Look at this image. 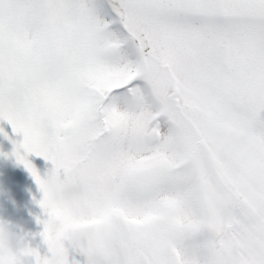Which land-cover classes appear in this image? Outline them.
Wrapping results in <instances>:
<instances>
[{
	"label": "snow or ice",
	"instance_id": "6c2138e0",
	"mask_svg": "<svg viewBox=\"0 0 264 264\" xmlns=\"http://www.w3.org/2000/svg\"><path fill=\"white\" fill-rule=\"evenodd\" d=\"M0 122L31 264H264V0H0Z\"/></svg>",
	"mask_w": 264,
	"mask_h": 264
},
{
	"label": "rangeland",
	"instance_id": "374dc122",
	"mask_svg": "<svg viewBox=\"0 0 264 264\" xmlns=\"http://www.w3.org/2000/svg\"><path fill=\"white\" fill-rule=\"evenodd\" d=\"M1 125L7 123L0 122ZM7 126L10 128L9 125ZM22 139L21 136H13L12 140L19 143ZM12 152L11 142L0 146V221H6L13 226L27 246L43 256L47 254V248L39 235L42 225L37 223V218L45 219L38 206L42 193L38 190L31 174L22 164L17 163ZM26 159L41 179L46 178L52 170L51 162L45 161L42 157L29 154ZM75 259L82 260L79 256ZM29 264H31L30 258Z\"/></svg>",
	"mask_w": 264,
	"mask_h": 264
},
{
	"label": "clouds",
	"instance_id": "9594fccd",
	"mask_svg": "<svg viewBox=\"0 0 264 264\" xmlns=\"http://www.w3.org/2000/svg\"><path fill=\"white\" fill-rule=\"evenodd\" d=\"M29 247L6 221H0V264H29Z\"/></svg>",
	"mask_w": 264,
	"mask_h": 264
},
{
	"label": "water",
	"instance_id": "95a60500",
	"mask_svg": "<svg viewBox=\"0 0 264 264\" xmlns=\"http://www.w3.org/2000/svg\"><path fill=\"white\" fill-rule=\"evenodd\" d=\"M1 127L5 128V130L9 132L10 137H11V139H12L10 129H9L7 126H4V125L1 126ZM8 142H9V140H6V139H4L2 136H0V144H6V143H8Z\"/></svg>",
	"mask_w": 264,
	"mask_h": 264
}]
</instances>
